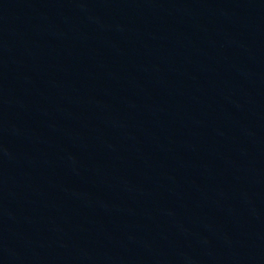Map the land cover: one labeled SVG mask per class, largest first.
<instances>
[{
	"label": "water",
	"instance_id": "obj_1",
	"mask_svg": "<svg viewBox=\"0 0 264 264\" xmlns=\"http://www.w3.org/2000/svg\"><path fill=\"white\" fill-rule=\"evenodd\" d=\"M0 264H264V0H0Z\"/></svg>",
	"mask_w": 264,
	"mask_h": 264
}]
</instances>
